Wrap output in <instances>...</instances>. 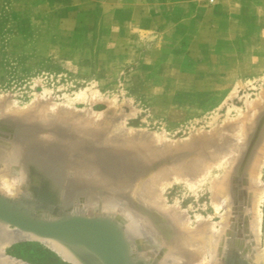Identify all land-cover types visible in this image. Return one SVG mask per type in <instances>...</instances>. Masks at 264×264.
<instances>
[{
  "label": "rangeland",
  "instance_id": "rangeland-1",
  "mask_svg": "<svg viewBox=\"0 0 264 264\" xmlns=\"http://www.w3.org/2000/svg\"><path fill=\"white\" fill-rule=\"evenodd\" d=\"M180 1L197 10V25L183 22L177 30V0L1 1L0 112L12 106L24 109V117L10 118L16 123V135L0 134L10 140L17 134L31 140L42 130L37 117L44 112L56 114L55 127L76 125L84 132V153L78 154L93 155L94 164L100 161L102 167H98L107 174L131 168L127 155L131 160L140 154L149 157L147 169L137 163L127 173L139 181L167 174L160 189L164 204L172 211L180 208L191 225L206 221L216 233L227 207L215 198L212 185L223 176L227 158L240 144V122L250 117L253 104L259 103L260 110L230 184L247 178L251 157L264 137V0H218L215 6L200 0ZM144 2H159L166 9V25H161L166 44L153 43L152 23L158 21L153 16L146 17L151 29L142 30V16L134 12ZM60 7L84 13L78 18L79 27L59 29L51 12ZM195 32L198 39L189 40L187 34ZM36 154V160L27 162L42 172L54 190H37L33 199L37 205L32 206L40 211V218L54 220L61 217L60 211L76 215V209L78 216L94 217L81 212L84 196L70 197L68 190L61 195L66 177L51 168L45 156ZM203 163L210 164V169L205 171ZM177 167L187 170L188 181L177 180ZM260 174L264 188V161ZM16 182L11 180L7 186L1 180L0 195L9 198ZM228 188L231 193V185ZM130 194H121L120 205L138 207L134 209L151 219L160 239L171 242L174 230L166 217ZM261 215L264 249V198ZM104 218L124 231L118 215ZM124 235L131 255L132 243ZM137 245L141 247L135 252L138 264H148L138 255L145 249L150 252L155 245L158 252L150 253L158 258L166 249L148 236L140 237ZM5 251L28 264H70L38 239ZM190 259L183 264L202 263Z\"/></svg>",
  "mask_w": 264,
  "mask_h": 264
},
{
  "label": "bare ground",
  "instance_id": "bare-ground-1",
  "mask_svg": "<svg viewBox=\"0 0 264 264\" xmlns=\"http://www.w3.org/2000/svg\"><path fill=\"white\" fill-rule=\"evenodd\" d=\"M23 110L12 106L1 108L0 131L3 134H11V136L12 134L16 135V123L10 118H12L13 115L24 117ZM259 110L260 104H253L250 117L241 119L238 132L240 144L234 147V154L227 158V167L225 168L223 176L213 182L212 191L215 198L223 200L224 206L226 205L227 207V212L220 224L221 227L216 233L211 231L206 221L197 226L191 225L189 220H187L179 210L180 208L172 211L164 204L160 189L163 182L168 177L167 174L164 172L152 175L148 174L150 176L144 174L147 177L139 181L138 178L136 179L135 175L133 177L127 173L135 166L145 165L146 168V164L150 161L149 157L140 154L138 155L139 159L133 157L134 160H131L129 159L131 155L129 158L128 155H124V158L126 156L128 164L131 166L132 163L133 166H131V168L128 167V170L125 169L124 171L118 168V170L116 169V173L110 172L107 174L101 170L100 167H102V165L100 166V161V163L96 161L99 165H97L98 163L94 164L95 162L93 161L97 158H92L93 155L78 154L84 153V149L82 150V144L85 139V135H83L84 132L82 133V130H77L78 128L76 129V125H72L70 128H68V126L55 127L52 123L56 114L53 113L48 114L44 112V114H40L37 117V120L41 122L42 130L40 134L32 135L31 140L24 135L18 137V134L15 138L10 140L0 134V181L4 180V184L6 183L7 186L11 180L17 181L16 183L18 185L12 188V193L9 198L13 200V202L24 205L32 214L40 218V211L32 206L37 205V203L33 201L34 197L37 198V190L41 188L46 190L48 188L50 192L54 190L50 182L45 180L42 172H40L37 167L29 165L27 160L36 158L37 152L39 153L38 155L41 154L45 156L51 168L53 167L57 171H60L67 179L66 183L62 186L63 190L61 195L68 190L70 197L73 195L84 196L82 202L84 200L86 202L82 204V214L93 215L96 218L110 216L111 214L118 215V220L124 226L123 232H125L124 234L128 237L127 239H130L131 242H129L132 243L130 246L133 264H138L137 259L140 261V258H135L137 257L135 256V252L138 253L141 248L137 245V240L145 236L151 238L152 241L158 245L166 246L160 258L150 253L154 250L156 251L155 253L158 252L155 245L150 252H147L145 249L144 253H139L138 255H142L143 260L146 259L148 264H183L184 261L190 258L194 261H202L201 264H264V249H262L260 241V237L262 236L261 203L264 198V188L260 181V173L264 161V137L251 157L247 178H236L235 182L232 184L229 183L234 166L239 161H237V159L242 155V145L246 143L253 130L254 121L256 120ZM26 118L29 119L27 116ZM74 131L77 133L73 134ZM65 133H67V135H64ZM82 155L85 156L84 159L81 158ZM86 155L88 156L86 157ZM34 160L36 159H33V161ZM36 162L38 163V161H35V163ZM123 162H125V160ZM125 163H123V165H125ZM137 163L139 165H136ZM126 166L128 165L126 164ZM203 166L205 167V171L209 170L211 167L210 164L206 163H203ZM105 167L107 166L105 165ZM108 168L110 167H107V169ZM142 170L144 169L142 168ZM176 172L177 180L188 181L186 169L177 167ZM133 173H135L134 170ZM229 185H231V193L229 192ZM100 188L103 189V192L97 191ZM7 192L9 193V190ZM124 193H131L130 195L135 197L140 204L143 203L148 208L156 210L161 213L162 216L166 217L174 230V239L169 243L163 242L157 230L153 227L149 217L137 212V210L134 209L136 206L133 209L131 206L130 208L121 206L119 202L121 200V194ZM216 204L215 206H217ZM80 208L81 207H79V209ZM94 208L95 211L93 212ZM52 209L53 208H50L48 212L50 213ZM74 211L76 212L75 216H78V210L76 209ZM60 214L61 217L67 216V214H64L62 211L59 212V215ZM36 239L61 257L63 261L70 264H102L98 258L88 256L84 253H77L71 247L58 240L39 238L32 233L12 227L1 220L0 264H28L22 260L8 256L5 250L15 244L35 241Z\"/></svg>",
  "mask_w": 264,
  "mask_h": 264
},
{
  "label": "water",
  "instance_id": "water-1",
  "mask_svg": "<svg viewBox=\"0 0 264 264\" xmlns=\"http://www.w3.org/2000/svg\"><path fill=\"white\" fill-rule=\"evenodd\" d=\"M0 220L39 238L58 240L102 264H133L123 230L108 218L67 215L45 220L0 195Z\"/></svg>",
  "mask_w": 264,
  "mask_h": 264
},
{
  "label": "crops",
  "instance_id": "crops-1",
  "mask_svg": "<svg viewBox=\"0 0 264 264\" xmlns=\"http://www.w3.org/2000/svg\"><path fill=\"white\" fill-rule=\"evenodd\" d=\"M3 2V0H0ZM48 3V1H47ZM163 4H160L159 2H157V4L155 2L151 3V2H144L141 5L140 10H138L136 12L135 10V15H141L142 16V24L143 26L141 27L143 31H145L146 29H151V24L150 21L146 18V17H150L153 16L154 20H158L157 21V25L153 24V29L155 30V35L153 36L152 40L153 43H167L165 42V28L163 29L162 26L165 27L166 25V9L162 6ZM175 11L177 13V22L175 20V22L177 23V30H178V26L181 25L183 22L186 23H190V24H194L197 25L198 21H199V16H198V12L196 9L194 8H189L187 6H183L181 5V1L177 0V7L175 8ZM2 13V10H0V14ZM52 15L56 16L57 18V22H59V29L62 30V32H64L66 30V28L68 29L69 27L72 28V30H74L75 28L79 27V21L78 18H80L81 16H83V12H74L72 10H66V9H61V7L55 11L51 12ZM189 16V17H186ZM182 18V19H181ZM187 18V19H186ZM152 19V21H154ZM78 21V23H77ZM155 25V26H154ZM162 25V26H161ZM155 27V28H154ZM80 29V28H79ZM188 31H190L189 29H186ZM189 36V40H196L198 39L197 34L195 32V34H187ZM190 43V42H189Z\"/></svg>",
  "mask_w": 264,
  "mask_h": 264
},
{
  "label": "built area",
  "instance_id": "built-area-1",
  "mask_svg": "<svg viewBox=\"0 0 264 264\" xmlns=\"http://www.w3.org/2000/svg\"><path fill=\"white\" fill-rule=\"evenodd\" d=\"M200 1L206 3V4L210 5V6H215V5L218 4V0H200Z\"/></svg>",
  "mask_w": 264,
  "mask_h": 264
}]
</instances>
